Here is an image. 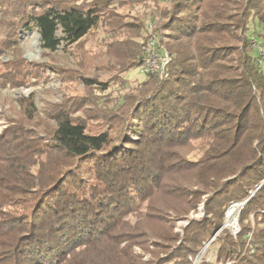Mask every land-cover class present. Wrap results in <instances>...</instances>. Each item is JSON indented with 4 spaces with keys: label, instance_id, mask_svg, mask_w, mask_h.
<instances>
[{
    "label": "trees",
    "instance_id": "1",
    "mask_svg": "<svg viewBox=\"0 0 264 264\" xmlns=\"http://www.w3.org/2000/svg\"><path fill=\"white\" fill-rule=\"evenodd\" d=\"M145 19L170 61L163 78L129 84ZM31 28L48 53L101 29V55L124 77L98 97L106 82L51 67L85 93L43 117L19 99L25 114L0 132V264H192L214 235L215 262L199 264H264V0H0L1 87L42 74L22 56ZM234 201L235 236L222 228Z\"/></svg>",
    "mask_w": 264,
    "mask_h": 264
},
{
    "label": "rangeland",
    "instance_id": "2",
    "mask_svg": "<svg viewBox=\"0 0 264 264\" xmlns=\"http://www.w3.org/2000/svg\"><path fill=\"white\" fill-rule=\"evenodd\" d=\"M124 12H127V10H124ZM132 13H134V11ZM145 20L144 27L146 32L148 34L152 33L156 36L149 20ZM57 34L60 35V32ZM105 41L106 40L103 38V32L99 29L93 32L87 40L85 39V41L81 42L77 48H73L71 51H64L59 46V48L53 53H48L40 47L39 35L35 28L21 32L20 42L22 56L31 64L38 65L37 68H42L43 71L37 80L30 77V85L27 87L0 86V132L7 125L9 119H16L21 117L22 114H25V108L19 103V99L21 98L30 99V112L39 115V117H43V114H45L44 110L49 108L51 104L61 102L63 98H68L72 95L85 93L87 89L84 88L81 83L77 80H60L58 75L51 70V67H66L79 70V73L82 75L95 78L101 82H106L109 85V88L105 93L97 90L93 92V94H96L98 97L108 94L106 92H110L109 96L116 95V89L119 88V83L121 82V77H124V73L117 74L115 73V70H111L107 58L104 55H101L106 48ZM159 47L157 46V50L163 49ZM162 51L165 50L163 49ZM165 52L167 53V51ZM1 59L2 61L7 60L6 56L1 57ZM144 77L145 75L139 68L130 69L125 74V78L129 84L134 82V80H142ZM38 162L39 158L31 157L26 161V165L33 172H36ZM202 214V206L199 205L195 211L189 212L186 218L178 219L175 222L174 232L182 234V228L187 224L188 219L199 218ZM130 220L134 221L132 218H130ZM214 237L215 235L209 241L205 242L200 250L202 251L203 261L215 262V247L210 244ZM133 249L134 252L141 256L142 261L148 262L150 258L149 253L143 252L138 246H134ZM226 262L217 261L218 264H230L229 261Z\"/></svg>",
    "mask_w": 264,
    "mask_h": 264
},
{
    "label": "built area",
    "instance_id": "3",
    "mask_svg": "<svg viewBox=\"0 0 264 264\" xmlns=\"http://www.w3.org/2000/svg\"><path fill=\"white\" fill-rule=\"evenodd\" d=\"M158 43L155 35L150 33L144 46V63L139 68L144 74L156 73L159 78L166 76L165 65L169 62L170 58L165 51L157 50L156 44ZM244 204V201H234L229 204L224 213L222 228H227L230 233L235 236L239 230L238 214ZM192 264H199L202 258V251H199L194 258L189 257Z\"/></svg>",
    "mask_w": 264,
    "mask_h": 264
}]
</instances>
